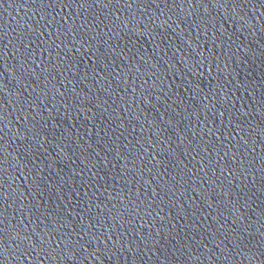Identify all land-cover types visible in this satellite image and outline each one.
I'll return each instance as SVG.
<instances>
[{
    "label": "water",
    "instance_id": "water-1",
    "mask_svg": "<svg viewBox=\"0 0 264 264\" xmlns=\"http://www.w3.org/2000/svg\"><path fill=\"white\" fill-rule=\"evenodd\" d=\"M0 264H264V0H0Z\"/></svg>",
    "mask_w": 264,
    "mask_h": 264
}]
</instances>
